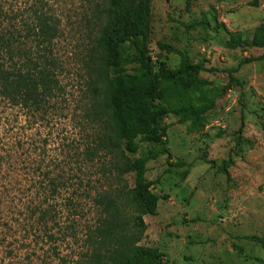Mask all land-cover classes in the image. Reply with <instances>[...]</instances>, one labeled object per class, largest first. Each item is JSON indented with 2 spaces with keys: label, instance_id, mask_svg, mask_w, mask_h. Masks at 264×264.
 <instances>
[{
  "label": "rangeland",
  "instance_id": "1",
  "mask_svg": "<svg viewBox=\"0 0 264 264\" xmlns=\"http://www.w3.org/2000/svg\"><path fill=\"white\" fill-rule=\"evenodd\" d=\"M0 1L18 18L35 4L62 18L55 48L65 88L45 111L0 108V264H84L86 233L97 217L92 188L101 179L111 190L133 187L132 173L117 183L107 172L113 157L87 162L84 155L101 130L84 119L88 76L82 66L92 35L81 18L102 0ZM149 7L147 50L154 66H178L177 55L158 50L164 43L205 69L199 78L208 82L211 98L229 77L238 84L216 98L198 124L161 117L167 128L161 143L140 144L135 156L127 155H154L145 177L159 197L157 214L143 216L139 245L157 248L172 264H264L261 245L248 240L264 239V48L227 47L264 24V0H149ZM228 159L226 179L210 163L219 167ZM48 179L57 189L49 202L54 241L43 231L35 238L25 232L32 223L26 207L50 194Z\"/></svg>",
  "mask_w": 264,
  "mask_h": 264
},
{
  "label": "trees",
  "instance_id": "2",
  "mask_svg": "<svg viewBox=\"0 0 264 264\" xmlns=\"http://www.w3.org/2000/svg\"><path fill=\"white\" fill-rule=\"evenodd\" d=\"M149 13V0H102L91 9L89 18L82 14L92 35L82 66L88 76V112L84 119L101 130L93 146L86 147L85 159L92 162L94 158L100 161L113 157L107 172L114 173L117 183L125 174H133L130 189L124 183L120 189L111 190L103 179L98 189L92 188L97 217L86 233L84 264H172L157 248L139 245L145 231L143 216L157 214L159 197L152 191L153 182L145 177L146 165L154 155L150 151L132 159L127 155L135 156L140 144L161 143L167 131L161 117L172 116L180 124H198L214 108L215 99L226 94L233 83L238 84L229 77L211 98L208 82L199 78L205 69L164 43L156 44L158 50L177 55L178 66L169 69L162 62L154 66L147 50ZM62 22L51 9L36 4L28 8L24 18H18L0 1V108L35 113L63 98L65 88L60 77L64 66L55 48ZM227 47L245 51L264 48V24L251 38H231ZM230 165L232 160L228 159L211 168L228 179ZM101 174L104 178L105 168ZM187 174L184 171L182 179ZM48 183L50 194L42 193L37 203L26 207L32 223L25 232L35 238L43 231L47 240L54 241L51 230L57 221L49 202L57 189L53 179ZM248 240L264 250L263 238L253 236Z\"/></svg>",
  "mask_w": 264,
  "mask_h": 264
}]
</instances>
